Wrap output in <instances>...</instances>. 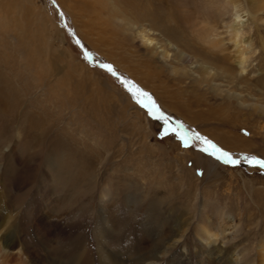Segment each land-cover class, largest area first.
I'll return each instance as SVG.
<instances>
[{"label":"rangeland","instance_id":"rangeland-1","mask_svg":"<svg viewBox=\"0 0 264 264\" xmlns=\"http://www.w3.org/2000/svg\"><path fill=\"white\" fill-rule=\"evenodd\" d=\"M219 2L0 0V245L26 233L60 250L62 232L72 228L78 237L85 232L96 252L102 228H122L121 239L134 247H116L125 250L124 264H212L207 248L197 252L193 234L208 218L227 228L214 245L236 264L235 249L257 256L264 167L245 160H264V0L263 8L241 0L237 19L251 52L240 76L211 68L236 66L228 32L220 27L214 39L223 46L213 47L197 33L198 19ZM176 39L182 44L174 55L166 43ZM77 42L108 68L90 62ZM141 92L169 125L137 103L149 102ZM186 131L240 163L217 160L191 134L185 145L176 133ZM184 247L187 253L175 254ZM154 253L162 263L145 259Z\"/></svg>","mask_w":264,"mask_h":264},{"label":"bare ground","instance_id":"bare-ground-1","mask_svg":"<svg viewBox=\"0 0 264 264\" xmlns=\"http://www.w3.org/2000/svg\"><path fill=\"white\" fill-rule=\"evenodd\" d=\"M250 1L253 5H256L258 7L261 6L263 8V3L261 2L263 0H250ZM218 4H221L220 7L217 6ZM218 4L215 7L212 6V7H214V9H212V7H210L209 9H206L205 12H203L204 14H202L201 20L198 19V23H197V25H198L197 31L198 32L197 33H198V35H200V38L204 39L205 41L208 39L209 42L213 44V45L211 44L212 45L211 47H213L214 45L216 46L219 43L221 44L223 41L222 39H218V40L214 39L221 34V32H219V28L222 27V29H225V31L228 32V37L226 39H228V41L231 43L230 47H234V53L232 55V60L236 66L232 67V66H228L226 64H219L218 67H215V65L213 63H211L212 64L211 68H213V69L215 68L217 75H219L218 71H220L225 76H227V75L232 76L233 73H237L240 76V75H242V72H244V70L246 68L247 62L249 61L248 60L249 56H250L249 53L251 52L249 49V44L245 43L246 39L243 37V25L244 24L242 21L237 19L244 12L243 11L244 8L242 6L241 0H223V2H219ZM197 5H199V4H197ZM198 8H200V7H198ZM176 9H178V8L176 7ZM256 9H257V11L261 10L260 8H256ZM256 9H255V11H256ZM199 11H200V9H199ZM246 11H248V10H246ZM148 15H150V14H148ZM197 15H199V14H197ZM144 16H145V14H144ZM144 16H142V17H144ZM170 16H172V14ZM151 19H153V18H151ZM217 19L220 20L219 21L220 23L217 21ZM261 20H262V18H261ZM151 21H153V20H151ZM147 22H145V23H147ZM148 25H149V23H148ZM143 32H144V30H143ZM140 33H141V31H140ZM209 42H208V44H209ZM171 44L175 46V48L173 47L175 50L172 51V53L175 55V51H177V52L179 51V46L182 44V42L179 39H176L173 42L168 41L166 43V46L171 45ZM221 45L223 46V44H221ZM210 49H212V48H210ZM222 49H224V48H222ZM167 52H168V50L167 51H166V49L163 50V53L167 54ZM185 52L186 51L181 50V54H185ZM161 55L164 56V54H162V53H161ZM190 56L191 57L195 56V58L197 60H202L203 64L210 63V62L206 61L205 59L201 58L199 54H195V52H193ZM172 57L174 58V56H172ZM183 68L186 69L185 66ZM65 171H67V170H65ZM217 226L218 227H215V228L212 227L211 220L208 218H205V219L199 221L196 224V226L194 228V232H193V234L195 233V235L199 239L198 240L199 243H198V241L196 243L197 248L196 247L195 248H196L198 253L199 252L202 253V248H207V250L209 252V257H210L209 260H213L212 264H236L232 259H230L231 254H230L229 250H227L225 252L220 245L219 246L214 245V242L217 240V238L219 236H222L223 239L225 238L224 237L225 236V230L227 229L223 224H219ZM121 229L102 228L101 233H103L104 235L100 234L101 235L100 238L102 236H103V238L101 240L97 241L98 242V248H96V252H92L91 251L92 248L90 249L88 243H86V241L84 240L85 232L82 234H79V237H78L75 235L74 230L72 228H66V230L64 229L65 231L62 232V236H66V237L64 238V243H63V246L60 247V250H57L58 248L52 249V247H49L48 244H47V248L48 247L49 248L45 249V247L43 248V245H44L43 241L39 240V238H36L35 236L28 238L26 236L28 234L24 233V239H23L21 234L15 233L14 237L11 238L9 242H5L3 245H0V264H12V263L27 264L26 262H28L29 264H41V260H44L48 263L55 262L56 264H65V262H67V264H120V263H123L125 261L122 258H119V253H124L125 256H127V255L125 253V250H122L120 252L118 251L116 253V251H117L116 247L119 246L121 248V245H123L127 252H132L133 248H134L133 245H130L129 243H127L123 238H122L123 240L121 239V237L123 235V231H121ZM131 229H133V228H131ZM150 229H152V228H150ZM52 230L53 229L51 228V231ZM76 230H77V228H76ZM82 230L80 228V231H82ZM103 230H106L109 233L111 232V235L106 236V234H105V232H103ZM172 230L173 229H171V231ZM191 230H193V229H191ZM152 231H155V233H156L155 235H158L159 237H162L163 235L166 236V233H167V232L166 233L163 232V229H160V228H156ZM146 233H148V232L146 231ZM52 235H53V239H55L54 234H52ZM56 235H58V234H56ZM173 235L178 236V232H176V233L173 232L172 236ZM151 236H153V235H151ZM136 237H138V236H136ZM136 237H134V238H136ZM159 237H158V239H159ZM60 240H63V239H60ZM128 240L131 241V238ZM136 241H137V239H136ZM159 241H161V240L159 239ZM154 243H155V241H154ZM58 244H57V246H59ZM53 245H54V243H53ZM144 245L142 244L141 247L144 248ZM198 245H200V246H198ZM149 246H151V245H149ZM165 247H166V245H165ZM170 247H172V246H170ZM182 247H183V245H182ZM31 248H33V250H31ZM50 248H51V250H50ZM139 248H140V246H139ZM143 248H141V249L144 250ZM152 248L153 247H151V249ZM258 249H259V251H258V254L255 258H252L250 256V254H249L250 251L248 249L243 248L241 252H238L235 249V252H237L238 255H241V261L239 264H264V242L261 245H259ZM21 250H24V251L21 252ZM187 251H188L187 247L186 248L184 247L182 250L178 249L177 253L175 252V254L180 255V254L187 253ZM203 252H205V251H203ZM94 253H95V255H93ZM146 253L148 254L149 252H146ZM146 253H145V255H146ZM152 253H153V251H152ZM136 254L139 255L138 253H136ZM140 255H142V252L140 253ZM133 256H135V255H133ZM168 256H170V255H168ZM161 257H162V255H161ZM141 258H142V256H141ZM145 259H147V261H151V262L154 260L155 261L160 260L157 256V254H155V253L150 258L146 257ZM202 259H203V257L201 256V260ZM201 260H198L199 263L201 262ZM159 262L162 263V260ZM128 263H129V261H128ZM142 263H143V261H142ZM168 263H171V262H168ZM163 264H164V262H163ZM191 264H198V262L194 260V262Z\"/></svg>","mask_w":264,"mask_h":264},{"label":"snow or ice","instance_id":"snow-or-ice-1","mask_svg":"<svg viewBox=\"0 0 264 264\" xmlns=\"http://www.w3.org/2000/svg\"><path fill=\"white\" fill-rule=\"evenodd\" d=\"M101 64L99 65L100 67H102ZM111 67V71H109L110 73H112L114 76L117 75L116 72L113 70V66L110 64ZM142 96L144 97H148V104H144L141 102V100H137V103L140 104L142 107H146L148 108V114L149 116H155L156 119L158 120H163L164 125H169L170 124V118L165 116V114L163 112H160L159 109L157 108V106L151 101V98L149 97V94L147 92H141L140 93ZM156 112H159V115H155ZM177 123H179V121H177ZM167 130L166 127L164 128V134H167ZM192 135L196 140H201L203 141V143L206 145V147L203 149L205 152H210L211 155L216 156L217 160H223L225 164H231V165H237L240 163V160L237 158H234L233 155L230 152H227L225 150H223L222 148L217 147V145H215L210 139H207L206 137H203L200 135V133L195 132V133H189L188 131H186L183 135H181L180 133H176V135L178 136V138L185 144L187 145L188 140L187 137L189 135ZM246 163L248 164H258L261 167H264V160H261L255 156L249 157L245 160Z\"/></svg>","mask_w":264,"mask_h":264},{"label":"water","instance_id":"water-1","mask_svg":"<svg viewBox=\"0 0 264 264\" xmlns=\"http://www.w3.org/2000/svg\"><path fill=\"white\" fill-rule=\"evenodd\" d=\"M75 40H76V39H75ZM77 43H78V42H77ZM78 46L82 49L83 53L86 55L87 59H88L90 62H92V63H94V64H97V65L104 64V65H102V67H104V68H108L107 65H106L105 63H99V62L93 60V59L91 58L90 53H89L88 51L84 50V48H83V46H81V44L78 43ZM109 70H110V69H109Z\"/></svg>","mask_w":264,"mask_h":264}]
</instances>
